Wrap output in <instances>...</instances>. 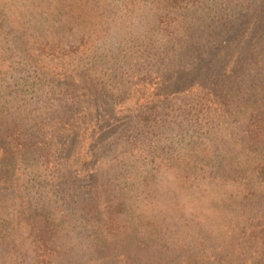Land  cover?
Masks as SVG:
<instances>
[{"label":"rangeland","instance_id":"rangeland-1","mask_svg":"<svg viewBox=\"0 0 264 264\" xmlns=\"http://www.w3.org/2000/svg\"><path fill=\"white\" fill-rule=\"evenodd\" d=\"M122 1L83 0L87 14H100L95 20L89 18L91 20L87 22L90 26H87V29L103 30L100 24L104 20L107 21L105 27L107 25L109 32L117 37L115 42L108 40L104 44L105 51L101 59L99 57V60L92 61L91 65H87L89 69L85 71L84 66L80 70L63 59H57V62L48 65L56 74L57 80L62 78L80 83L85 81L90 85L85 89L93 97H104L108 102L104 103L106 105L115 104L114 118L110 120L112 124H116L113 129L109 128L107 131L122 128L120 121L127 122L128 118L135 117L153 102L165 111L167 102L172 104L178 99L173 104L175 110L168 109V117H163L167 120L160 122L164 125L155 130L158 136L153 148L154 151L157 147L167 145L173 160L161 163L155 169L152 168L154 164L149 161L145 164L132 163L125 176L118 179L125 188L124 191L133 194L129 202L133 221L140 225L138 218L141 219L145 215L149 219L148 230L135 237L146 244L132 247L135 256L142 255L145 259L147 254L152 262L159 259L160 264H168L166 253H170L169 259L172 255L171 247L167 244L171 239H175L180 246L173 254L181 258L173 264H194L191 260L193 254H199L196 260L203 264H261L262 258L256 249L264 248V212L252 216L250 210L254 207L251 208L248 202L240 203L242 198L235 193V186L237 191L239 185L248 181L254 182L251 167L255 162V155H259L258 148L254 143V151L246 147L252 137L242 128L247 126L252 113L264 109V93H261L264 78H261L262 75L258 76L256 71L264 62L261 54L254 57V60L249 57L254 55L253 52L245 57L240 67H236L234 74L227 75L230 67L234 65L232 61L235 59V51H245L250 45L260 43L250 38L251 26L247 25L248 19L244 20L252 10L251 7L247 2L221 0V11L215 19L208 14H196L193 17L188 12L181 21L173 25L171 33H165L158 28L154 3L151 4L148 0L139 2L131 10L132 5L124 6ZM226 1H230L229 12L224 5ZM26 13L23 0H0V85L13 87L16 82L22 87L25 85L27 92L24 97H33L26 103L28 108L39 107L43 103L42 107H49L53 112L58 109L61 93L42 91L41 81H37V72L24 59L22 41L28 36V31L27 25L22 26L21 21ZM222 21L226 22L224 27L228 26L229 29L223 33L221 29L213 31ZM240 25L244 26L239 31ZM28 26L33 29L31 23ZM243 29L247 32H243ZM23 30L25 33H22ZM261 41L264 42V38H261ZM225 50L228 51V61L232 64L224 66L223 73L213 72L212 68L203 64L208 54L215 57L217 54H223ZM117 53L120 57H128H121V61L115 66L116 61L112 58L113 55L116 57ZM29 54L26 52L28 58ZM104 58L108 59L106 64L100 62ZM42 60L45 64V60ZM201 64L202 71H199L197 67ZM262 71L264 72V68ZM252 75L254 77L251 79ZM205 76L213 78L206 81L208 85H213L216 91H221L216 93L222 106L221 112L216 113L215 108L214 111H201L200 106L193 104L201 101L197 99V95H177L173 100L157 104L160 100L157 97L164 95L163 92L153 94L152 90L161 91L157 81H167V78L172 81L175 78L179 82L177 88L181 89L182 83L189 79L198 77L199 81H203ZM32 80L35 81L34 84ZM194 88L199 87L194 85ZM35 91L40 95L34 96ZM194 94L204 97L205 92L198 91ZM7 97V93H1V102ZM87 102L91 103V99ZM122 107L129 109L122 111ZM104 118L108 119L107 116ZM3 119L11 122L6 114H3ZM26 121H23V124ZM263 122L259 119L258 125L262 126ZM67 123L63 122L52 139L58 140L59 147H62L63 141H72L70 145L65 143V148H68L67 154L72 155L69 158L74 161V167L76 152L82 155L95 150L98 157L102 150L99 148L101 143L106 140L107 135L112 134L109 132L106 135L102 132V125L106 127L107 124L105 121L89 128L83 124L81 129L76 130L80 133L86 128L87 134L83 136L85 141L80 143L82 137L79 135L69 136L71 129L66 127ZM86 125L91 123L87 122ZM63 136L65 138L62 140ZM257 139L258 146L264 150V131ZM94 166L103 176L104 162L94 161ZM168 166L169 170H165L164 167ZM39 168V171H30L18 158L9 182L0 181V208L5 218L10 219L8 228H12V233L3 231L1 236L3 240L0 241V264H38L30 239H25L28 228L23 219L28 211L37 207L45 208L52 214L59 230V242L62 245L66 243L62 248L66 253L59 259L63 264H82L86 260L87 255L81 257L74 251H78L76 248H79L83 239H88L86 236L89 232L93 234L92 239H96L98 243L101 241L100 246L103 248L110 244V250L115 245L120 251H131L133 238H130V235H121L109 240L104 238V235L96 236L95 231L88 226L84 227L81 211L58 203L54 194L58 188L57 184L49 180L51 178L42 170L43 167ZM99 182L94 180L90 184L85 183L77 190L86 193V189ZM5 187L12 191L2 192ZM258 192L264 195V189L259 188ZM134 199L138 200L134 203ZM263 203L264 200L260 202L262 207ZM155 217L162 222L163 229L160 232L152 230L153 226L150 225ZM151 238L153 240H150ZM182 247L184 252L177 254V250ZM101 256L99 254L97 257ZM87 261L89 264L99 262L96 259Z\"/></svg>","mask_w":264,"mask_h":264},{"label":"trees","instance_id":"trees-1","mask_svg":"<svg viewBox=\"0 0 264 264\" xmlns=\"http://www.w3.org/2000/svg\"><path fill=\"white\" fill-rule=\"evenodd\" d=\"M145 1L123 0L122 2H124V6L131 4L132 10L136 3H144ZM148 1L151 4L154 3L153 7L159 24L158 28H161L165 33H171L174 28L173 25L175 26L176 22L181 21L188 12L193 17L196 14L201 16L208 14L211 15L212 19H215L216 15L221 11V0ZM236 2H247L251 7L252 10L244 20H249L247 25L251 26L249 28L251 31L249 33L250 38L260 43L258 42V45H250L245 51H235V59L232 61L234 65L230 67V72H227V75L234 74L236 67H240L245 57H248L253 52L254 55L249 57L254 59V57L261 54V59L264 60V42L261 41V38H264V0H236ZM23 3L27 13L24 15L21 25H27L28 31V36L22 41L24 59L37 72V81H41L42 91L50 93L57 91L61 95L58 99V109L56 108V111L51 112L49 107H42L43 103L39 107H27L26 103H29L33 97H27V99L24 97L27 92L25 85L22 87L19 82H16L13 87L0 85V94H8L4 102H1L0 99V181H3V183L9 182L8 180L11 179V175L14 173V166L18 158L21 159L22 165H26L30 171H39V167H43L42 170L46 171L51 178L49 180L58 186L54 193L57 196L58 203L66 207L72 206L75 210L81 211L82 221L84 222L82 225L84 227L88 226L95 231L96 236L104 235V238L109 240L121 235H130V238H133L131 248L143 245L144 241L135 239V237L140 232L148 230L149 219L145 215L141 219L138 218L140 225L133 221L129 203L133 194L125 192V188L119 183L118 179L125 176L132 163L140 162L145 164L149 161V163L154 164L152 168L155 169L161 163L173 160L172 153L169 151L170 147H167V145L160 148L157 147L154 151L153 148L158 136L155 130L164 125L160 124L161 121L165 122L167 120L163 117L165 115L168 117L169 111L175 110L173 104L178 101V99H175L178 97L177 95L183 94L185 97L197 95V99L201 101L193 103L194 105L200 106L201 111L203 109L214 111L213 109L215 108L216 113H218L221 112L222 106L216 93L221 91H216L213 85L206 83L207 80L213 79L211 76L209 78L203 77V81H199L198 77L192 78L193 80L189 79L186 83H182L181 89L177 88L178 86L176 85H179V82L175 78L172 81L168 78L167 81L159 80L157 81L158 89H161V91H152L153 94H162L163 92L164 95L157 97V99L160 98L157 104L175 99L172 104L170 102L165 104V111L159 108L160 105L156 106L153 102L148 108L142 109L135 117L128 118L127 122L120 121L122 122L120 124L122 128L114 129L115 131H107L109 128L113 129V125L116 124H112L110 120L114 118L115 104L106 105L108 102L104 97L100 98L96 97V95L93 97L85 89L90 87L85 81L80 83L71 80L66 81L62 78L57 80L55 78L56 74L52 72L51 66L48 64L57 62V59H63V61L68 62L72 66L76 65L80 70L84 66L85 71L89 69L87 65H91L92 61L95 62V59L99 60V57L100 59L102 58L105 51L104 44L108 40L115 42L117 40L116 34L109 32L107 25L105 27L107 21L105 22L104 20L100 24L103 30L100 28H96L93 31L87 29V26H90L87 21L92 18L94 20L99 18L100 14L88 13L91 14L88 15L83 0H23ZM224 5L227 12H229L230 1H226ZM256 17H260V19ZM219 21L221 20H217V22ZM29 23L32 24L33 29L29 28ZM224 25H226L225 21L220 22L219 26H216L213 31H220L221 29V33L226 32L229 27H224ZM244 25H240L241 27L238 30L240 31ZM242 31L247 32L246 29ZM22 33H25V31L23 30ZM26 52L30 53L29 58L26 56ZM229 56L227 50L223 54H217L215 57L208 54L204 58L203 64L212 68L213 72L223 73L222 68L232 64L228 61ZM121 57L125 59L128 56L123 55ZM121 57L118 53L116 57L113 55L112 60L116 61L114 63L115 66L121 61ZM42 59L45 60V64H43ZM107 61L108 59L106 60V58L102 61L100 60L101 63L105 64ZM263 68L264 62L256 70L258 76L262 75V79L264 78ZM197 69L202 71V64ZM115 70L116 68L114 67ZM254 75L251 76V79ZM35 81L32 80V84ZM194 85L199 88L195 89ZM261 90H263L261 93H264L263 86ZM198 91L205 92L204 97L202 96L203 98L198 97V94H194L198 93ZM33 95L39 96L40 93L35 91ZM88 99H91V103L87 102ZM161 99L163 100L161 101ZM128 109L125 107L121 108L122 111H127ZM3 114L9 117L10 123L3 119ZM119 115H121L120 110ZM105 116L108 119L104 118ZM259 119L264 121V109L252 113L246 123L247 126L244 125V128H242L244 132H247L252 137L246 147L254 151V143L255 147L258 148L257 152L259 155H255V162L251 167V177L254 182L248 181L249 183L239 185L240 187H237V191L235 186L236 195L242 198L239 202H248L251 204V208L254 207L252 210L249 209L252 216L264 212V203L263 207L260 204L264 200V195L258 192L259 188L264 189V150L258 146L256 141L264 131V122L262 126L258 125ZM25 120L27 121L23 124ZM66 121L68 122L66 127L69 126L71 129L69 136L79 135V137H82L79 141L80 143L85 141H83V136L87 134L85 127L80 133L76 131L81 129V125L84 124V126L89 128L92 125L103 124L104 121L107 123L106 127L102 125V132L106 135L109 132H112V134L107 135L108 137L103 143L99 141L101 143L99 148L102 150L98 157L95 150L82 155L76 152L74 167V161L69 158L72 155L67 154L66 150L68 148H65V143L70 145L72 141H63L62 147H59L58 140L52 139L63 122ZM87 122L91 123V125H86ZM64 138L65 136L62 137V140ZM98 160H102L105 164L103 176L100 170L96 169L95 166L93 167L94 161L98 162ZM90 168L94 170L90 171ZM168 168L169 166L167 168L164 167L165 170ZM177 169L181 170L180 167H177ZM94 180H99L100 182L97 185L94 184L95 187L91 185L89 189H86V193L78 192L79 190L77 189H80V186L85 183L90 184ZM5 191L11 192L12 189L5 187L2 192ZM137 200L134 199L133 202L135 203ZM23 219L24 224L28 228L25 239H30L32 251L36 254L37 263L63 264L59 259L66 253L65 249H62L66 243L62 245L59 242V230L52 214L45 208L37 207L28 211ZM157 219L158 217L152 219L150 225L153 226L152 230H159L160 232L163 229L162 222ZM9 225L10 219L5 218L0 208V241L3 240L1 237L3 231H11L12 233V228H8ZM89 233L86 236L88 239H83L80 242L81 244L79 243V248H76L78 251H74L81 257L87 255L86 260L82 264H89L88 259L98 260L97 264H160L159 259L152 262L151 258L146 256L147 254L145 259H143L142 255L135 256L134 248L128 252L120 251L115 245L110 250V244L103 248L100 246L101 241L98 243L96 239H92L93 234ZM150 240H153V238ZM141 242L143 243L141 244ZM167 245L171 247L172 256L169 259L170 253H166V259L169 260L168 264H173V262L178 261V258H181L173 254L180 246V243H176L175 239H171ZM87 249H89L88 253ZM180 252H184L183 247L177 250V254ZM256 252L262 258L261 264H264V248H257ZM99 254L102 256L97 257ZM196 256L198 257L199 254L195 256L193 254L191 257L194 264H203L196 260Z\"/></svg>","mask_w":264,"mask_h":264}]
</instances>
